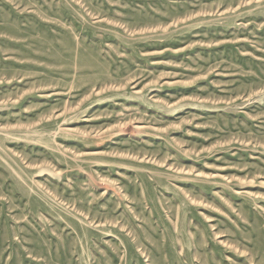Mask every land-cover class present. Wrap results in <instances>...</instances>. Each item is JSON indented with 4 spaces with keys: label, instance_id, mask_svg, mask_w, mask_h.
Instances as JSON below:
<instances>
[{
    "label": "rangeland",
    "instance_id": "rangeland-1",
    "mask_svg": "<svg viewBox=\"0 0 264 264\" xmlns=\"http://www.w3.org/2000/svg\"><path fill=\"white\" fill-rule=\"evenodd\" d=\"M0 264H264V0H0Z\"/></svg>",
    "mask_w": 264,
    "mask_h": 264
}]
</instances>
